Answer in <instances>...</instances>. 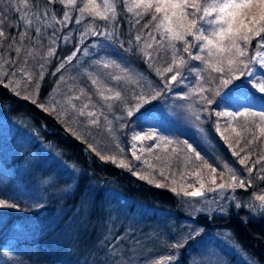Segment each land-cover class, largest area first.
<instances>
[{
	"label": "trees",
	"instance_id": "obj_1",
	"mask_svg": "<svg viewBox=\"0 0 264 264\" xmlns=\"http://www.w3.org/2000/svg\"><path fill=\"white\" fill-rule=\"evenodd\" d=\"M111 2L115 18L109 13L111 19H95L103 32L86 35L77 33L76 28L81 29L95 16L85 12V18L73 24L74 13L69 12L66 18L60 0H28L26 7L21 0H0V30L5 33L0 37V117L4 119L0 120V147L4 151L0 155V198L14 205L0 207V264H264V210L259 207L261 201L255 199L264 195V133L260 131L264 123L250 115H217L235 111L219 102L229 88L230 93L239 91L240 95L246 88L251 97L264 101L261 94H254L244 84L250 68L258 67L257 57L264 56L260 46L264 33L252 37L247 45L239 42L246 54L240 57L244 63L234 67L244 75L235 73L240 79L234 81V87L222 88L220 96L214 95L221 75L227 76L228 65L223 63L225 71L221 73L205 64L200 66L204 91L196 98L179 96L189 86H182L184 83L194 84V60L180 42L168 43L165 29H157L163 13H155L154 8L144 13L142 7H134L135 3L124 5L125 0ZM128 6H133L132 12ZM22 13L38 26L36 31L32 23L22 22ZM153 14L158 17L156 21L151 19ZM61 38L66 45L58 44ZM98 39L130 70L119 80L104 78L120 91L121 98L128 95L115 103V110L126 116L111 122L106 119L110 114L99 104L98 92L104 91L105 81L86 68L91 61L92 40ZM47 44L53 47L52 56L42 55ZM74 44L77 47L69 59L65 54ZM18 48L23 51L16 57L14 50ZM27 50H32V58L25 54ZM57 63L61 65L55 68ZM23 65L32 68L33 72L23 70L34 79L42 73L35 99L30 93L34 79L24 87L16 83ZM169 67L173 73L165 71ZM177 73V80L168 83ZM112 76L119 77L116 72ZM61 78V89L71 81L83 91L78 95L72 87L68 111L49 108L41 100L44 94L56 91L54 85ZM93 86L98 90L93 91ZM157 92L159 95L152 99ZM142 94L149 103L137 111V103L143 104L138 100ZM205 97L213 103L208 104ZM97 107L101 113L85 125L81 110ZM127 108L133 111L132 116L127 115ZM260 109L264 111L261 105ZM144 111L148 117L141 115ZM150 124L156 126L155 132L170 135V142L163 157L154 161L156 155L151 156L152 169H145V173V157H139L143 162L132 157L128 135ZM20 142H24L23 148ZM37 156L48 160L38 161L35 168L45 167L34 174H30L32 170L28 173L26 165L27 171L14 167ZM121 161L128 167H118ZM206 166L216 167L222 181H209ZM194 177L201 182L221 183L207 186L202 195L190 196L186 190ZM241 181L245 187L240 186ZM221 184L226 187L220 188ZM173 199L182 215L174 209ZM201 212L204 215L184 216ZM176 244L183 246L174 247Z\"/></svg>",
	"mask_w": 264,
	"mask_h": 264
},
{
	"label": "snow or ice",
	"instance_id": "obj_2",
	"mask_svg": "<svg viewBox=\"0 0 264 264\" xmlns=\"http://www.w3.org/2000/svg\"><path fill=\"white\" fill-rule=\"evenodd\" d=\"M49 3L52 0H48ZM63 3L64 0H61ZM21 3L26 7L28 0H21ZM126 3V0H125ZM68 5H74L75 0H67ZM134 7L144 9V13H147L151 9H155V13H163V18L156 25L159 30L161 27H165L168 33V39L170 41H182L184 43V52L189 54V58L193 60H200L206 64V66L211 67L215 72L224 73L225 69L223 67L224 60H227V76L221 75L220 83L217 86L214 95L220 96L222 88H229V86H235L234 81L240 79V76L244 75V72L238 68H235L236 64H243L244 61L240 57L245 56V49L241 47L240 41H243L245 45L251 42L252 37H259L264 33V0H135ZM256 10L255 12L253 10ZM19 10V9H17ZM86 10H89L95 17H100L102 19H108V14L111 13L112 18H115V6L111 0H104L103 11L99 10V6L96 4V0H88V3L80 9L81 14ZM127 10L129 12L133 11V6H128ZM144 13H137V15H142ZM215 13L214 18L213 14ZM65 17H68V13H64ZM152 21L158 19L157 15L153 14L151 17ZM79 22V20H77ZM165 22L167 24L165 25ZM207 25L208 27H204ZM147 27V25H145ZM5 33L0 30V37L4 36ZM191 37V40L188 38ZM140 37H137L139 40ZM199 42V43H197ZM264 47V41L261 45ZM151 47V45H147ZM175 48V45H172ZM199 47V51L202 53L207 51V57H203L199 54H193L192 49ZM19 51V49H17ZM211 58V59H209ZM71 59V57H69ZM173 59L175 61V53H173ZM256 59V57H252ZM214 61V62H213ZM184 61H181L183 63ZM104 67H109L110 64L105 62ZM262 66H264V61H262ZM247 67V65H245ZM165 71L172 72L173 68L169 67ZM239 71L240 76L235 75ZM177 75L171 76L168 83L177 80ZM113 79L119 80L121 77H113ZM95 84L96 81H93ZM249 84L255 92L261 94L264 97V78L259 80H252V74L249 72ZM167 87V84H166ZM38 88V85H37ZM204 91V89H201ZM230 91L224 93L223 101L228 103L232 102L230 97ZM101 96L103 92L101 91ZM159 93L157 92L152 99H155ZM120 93L116 92L114 98H119ZM28 98V97H25ZM105 99H110L112 97H103ZM78 99V97H77ZM208 104H212L213 100L211 98H203ZM138 100L143 101V104L137 103L136 110L139 111L144 107V104L149 103L145 96L142 94L138 97ZM222 101V102H223ZM33 103H36L33 100ZM87 108V105H84ZM83 114V110H81ZM92 115V113H89ZM128 116L133 115V111L129 110L127 112ZM218 116H253L258 117L259 120L264 123V111L253 112L249 108H245L243 112L237 110L234 112H218ZM95 122V121H94ZM260 131L264 133V128H260ZM143 139H160L166 140L164 137H158L155 132L144 133L143 135L137 133L133 136L134 141H140ZM135 147V145H133ZM189 151H192V146L188 145ZM103 158V157H102ZM139 159V157H137ZM197 159H200L197 153ZM115 163V160L112 161ZM242 164L244 160L240 161ZM118 167H128L123 161L117 165ZM216 169L213 168V172ZM251 172V168H249ZM137 174V173H133ZM142 179H147V177H141ZM264 179V177H261ZM232 180H236V176L232 175ZM215 182V181H213ZM157 186H160L157 184ZM241 187H245L243 181L240 182ZM220 188L226 187L225 184L219 185ZM191 196L202 195L199 191H193L191 193H186ZM256 200L261 201L259 205L261 210H264V195H259L255 197ZM14 205L7 204L5 200L0 199V207H12ZM182 244H176L174 247H182ZM170 259V258H169Z\"/></svg>",
	"mask_w": 264,
	"mask_h": 264
},
{
	"label": "rangeland",
	"instance_id": "obj_3",
	"mask_svg": "<svg viewBox=\"0 0 264 264\" xmlns=\"http://www.w3.org/2000/svg\"><path fill=\"white\" fill-rule=\"evenodd\" d=\"M103 2H104V0H96V4L99 6V10L100 11H103ZM129 2L135 3V0H126V3L124 2V5L128 4ZM209 2H211V0ZM222 2H223V0H222ZM87 3H88V0L85 1V2H84V0H75V4L74 5H68L67 4V0H64V2L62 3L63 4L62 6H65V8L63 9L64 10L63 13H65V12H67V13L73 12L74 13L73 14V24H76L77 20H79L80 17L85 18V16H86L85 12L90 14V15H92V16H94V14H92L89 10H86L83 14H81L80 9L82 7H84V5L87 4ZM21 17H22V22L30 23V24L32 23L33 24V22H30V19H29V17L26 14L22 13ZM95 19H100V17L92 18V21L91 20L86 21L87 23L82 24V26L80 27L81 29L76 28L77 33H85V34L87 33L86 35H88V34H91L93 32H100V33L103 32V27H100L101 26L100 24L97 25V23L94 21ZM108 19H111V18L108 17ZM64 22H65V18H64ZM64 22H63V24H64ZM68 22H69V19L67 20L66 25L68 26V30L70 31L71 25H68ZM30 24H28L26 27L30 28ZM166 24H167V22H165V25ZM60 25H62V21L60 22ZM31 27H32V29L34 31H36L37 28H38V26L34 27V24ZM204 27H208V26L204 25ZM162 29H165V27H162ZM43 30H46V27H44ZM45 36H46V34H45ZM166 36L168 37V33L167 32H166ZM100 38L104 39V36L100 37ZM63 39L64 38H61L59 40V42H58V44L61 45V46L63 44L66 45V42ZM99 39H98V42H96L97 39L95 41L92 40V43H93L92 55L90 56V59L88 60V62L90 60L91 61L87 64L86 68L89 71H92L94 73L97 72V74L100 75L99 78H101L103 80H104V78H107V79L113 78L114 77V76H112L113 72H116L119 75V77L124 78L125 77L124 73L128 72V74H129V71H130V70H128V65H126L123 62L118 61V59L116 58L115 51H112V50H109V49H105V47L102 46L103 45L102 42H104V41H102V40L100 41ZM188 39L191 40V37H189ZM19 40H21V39L19 38ZM105 41L108 44H110V41L108 39H106ZM167 41H168L169 44L174 42V41H170L169 39H167ZM178 42H180V46L184 50V43L182 41H178ZM197 43H199V42H197ZM46 47L47 48L45 49V51L42 52V55H45V56L50 55V56H52L53 54H51V51H52L53 47H51V45L48 46V44L46 45ZM76 47H77V44L72 45L70 47V49L66 52L65 57H67L68 55H69L68 57H70ZM97 48H99V51H98L97 56H95V52H96ZM14 51L17 54L16 55V57H17L18 55L19 56L22 55L21 53H22L23 50H21V53L19 51H17V49H15ZM191 51H192V53L194 55L195 54H199V55H201L203 57H207V51L205 50L204 52L201 53L199 51V47L193 48ZM25 54L30 56L31 58L33 57L32 50L25 51ZM180 56H181V54H179L177 57L180 58ZM5 58H7V57H5ZM57 58H58V56H57ZM20 59H21V57H18L17 60H19V62H20ZM153 59H155V57H153ZM209 59H211V58H209ZM257 59H258L257 60L258 67L253 66V67L250 68V70L247 72L246 77L244 79V84L247 85L254 94L260 95L259 93L255 92V90L252 89L250 84H249V72H251V74H252V80H259L261 78H264V66H262V61H264V56H258ZM145 61H146V63L150 64V61H148V60H145ZM105 62L109 63L110 66L109 67H104L103 64ZM193 62L194 63L192 65L191 69H192L193 76H195L194 84L191 85L190 81L187 82V83H184L182 86L185 87L187 84L189 86H187L186 90L182 89V91L178 93L179 96H183V95L185 96V95L189 94L190 96H193V97L196 98L197 94L200 95L201 92H203V91H201V89H205L206 88L205 85H203V83L201 81L202 78H201V75H200V66L201 65L204 66L205 63H203L200 60H194ZM223 63H225V65H226L227 64V60H224ZM60 65H61V63H57L55 65V68L60 67ZM223 67H224V65H223ZM21 68L22 69H20V71H18V73H17L18 77H16V83L19 84V86L24 87V86H26L28 84L29 85L31 84L32 80L34 79V76L30 72H28L27 70H23V69H26V68L29 69L30 68L29 66L27 67V65H25V66L23 65V66H21ZM30 70L33 72L32 68H30ZM41 76H42V73L35 75L36 79H34L33 83L30 85V93L32 94V99H35L36 96H37V89H38L37 85H39V81L41 79ZM165 78H167V76ZM66 79H68V78L66 77ZM145 80H146V75H145ZM167 80H169V77H168ZM59 81H61V82L60 83H56L54 85V87L57 88L56 91L55 90L54 91L51 90L50 94H44V96L42 97L41 100H44V103L49 108H54L56 106V107L60 108V110L63 109V110L68 111V108L71 107V103H72V101L69 103V100H71V97H72V95H71L72 87L75 88L74 92L77 93L78 95H80L83 91H81V88H79V86L71 85V81L66 82L65 90H63V88L61 89V87H63V83H62L63 78H61ZM105 84L106 85L104 87V91H102L103 92V96H101V94H100L101 91L98 92V96L100 98L99 99V101H100L99 104H100L101 110H103L104 112H107V113L110 114V115H108L106 117V119H107L108 122H111L113 118H115V119L120 118V115L126 116L121 111H119V110L116 111L115 110V103L116 102L118 103V101H121L122 99L124 100L125 97L128 96V95H125L124 98H121V96L118 99L114 98L115 97V93L116 92L120 93V91L118 89L115 90L114 87H110L109 83H107L106 81H105ZM58 86H60V88ZM93 87H94L93 91L98 90V88L96 86H93ZM123 88L125 89V91H127V89H126L127 87H123ZM68 89H69V91H68ZM258 95H257V98H258ZM74 96H76V95H74ZM103 97H112V98L105 99ZM221 97L222 98L220 99L219 102L224 105V101L222 100L223 99V95ZM230 97L232 98V102L228 103L227 101H225L226 102V107L235 108V111L239 110V111L243 112L245 108H249L251 111L260 112L261 111L260 105H261V107L264 110V101L260 100L259 98L258 99H254V97H251L250 91L248 89H246V88H245V92H244L243 95H240L239 91H236L234 93H230ZM83 98H86V96L83 97ZM122 103H123V101H122ZM122 103L120 105H122ZM97 108L94 109V110L83 111V114H85V117H86L85 120L83 121L85 123V125H87L88 123L92 122V120H96L97 115H99L101 113L100 108H98V109ZM151 109H149L148 112H152L153 110H151ZM127 110L129 111L128 108H127ZM225 110H227V109H225ZM123 111H126V108H124ZM89 113H92V115H89ZM0 120L4 121V119L1 118V117H0ZM9 125L12 126L11 124H9ZM155 127L156 126L154 124H150L149 126H145L144 128H142V130L136 131L135 134L139 133V134L143 135L144 133L155 132L154 130H157ZM81 128L84 130V126L83 125H82ZM173 128H174V126H171V129H173ZM158 131H160V130H158ZM155 133H156V135L158 137H164V138H166V140L143 139V140H140V141H134L133 140V136L135 134L134 135H128L127 134L129 136V138H130L129 139V150L130 151L129 150L128 151L131 152L132 157H134V158L141 157V156L145 157V160H144L143 157L139 159L142 162H143V160L145 161V164L143 165V169H142V171L145 172V173L147 172V171H145V169L146 170H151L152 169V167L149 165V162L153 158V157H151L152 155H154V154L156 155L155 158H154V161H157L158 160V156L163 157L165 155V153H168V152H165V151H166V148L168 147V143L170 142V135H164L162 132L161 133L160 132H158V133L155 132ZM18 145L20 146V148H23L25 146L24 142H20V143H18ZM133 145H135L134 148L137 149L138 151L141 150L140 151V153H141L140 155H136L139 152H137V150L133 149ZM16 146H14L13 151L17 150ZM39 151H40V155L39 156H41V149ZM134 151H136V152H134ZM0 153H1L0 155H2V153L4 154V151H3L2 147H0ZM144 154L148 155V156H145ZM45 155L47 157H51V156L47 155L46 152H45ZM39 156H37V158H35V157H32L30 159L26 158V160L24 159L23 163L15 164L14 167H19L20 170H26V171L28 169V173H29V171L32 170L33 173L31 172L30 174H34L35 172L40 171V169L42 170L45 167V166L42 165V166H38V167L35 168V166H37V162L38 161L39 162H41V161L43 162L45 160H48L46 158L39 157ZM29 162H30V164H29ZM25 165H26L27 169L24 168ZM205 170H208V174L207 175L209 176L208 177L209 181H213L214 179H218L219 181H222L220 173L219 172H213V168L206 166ZM26 171H24V172H26ZM216 171H219V170L216 169ZM140 174H142L145 177L144 173H140ZM1 179H2V176H0V182H1ZM191 183H193V184H191L187 188V190H186L187 193H191L193 191H199L201 193H204V190H206L207 186H214V185L220 184L221 182H217V183H214V184L213 183H206V182H201L196 177H194L193 179H191ZM0 199H2V198H0ZM254 204L256 205V203H254ZM254 204H253V207H254ZM4 249L6 250L7 248L4 247ZM236 252H238V251H236Z\"/></svg>",
	"mask_w": 264,
	"mask_h": 264
},
{
	"label": "water",
	"instance_id": "obj_4",
	"mask_svg": "<svg viewBox=\"0 0 264 264\" xmlns=\"http://www.w3.org/2000/svg\"><path fill=\"white\" fill-rule=\"evenodd\" d=\"M84 150H87L86 148H83ZM89 153H91L90 151H89ZM92 154V153H91ZM96 158V157H95ZM112 167H114V166H112ZM118 172H120V170L118 169V168H116V167H114ZM169 195H171L168 191H166ZM172 204H173V206H174V208H175V210L176 211H178V205L176 204V202L174 201V200H172ZM198 215H202V214H198ZM190 218H193V217H195L194 215H192V216H189ZM242 221H245V219H243V218H240ZM248 234H249V236H251V237H255V238H259V237H257V236H255V235H252V234H250L249 232H248Z\"/></svg>",
	"mask_w": 264,
	"mask_h": 264
}]
</instances>
